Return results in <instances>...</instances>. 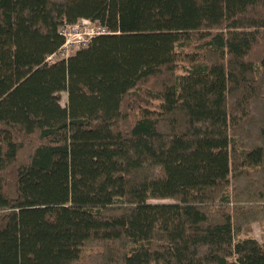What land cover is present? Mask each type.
<instances>
[{
	"label": "trees",
	"instance_id": "1",
	"mask_svg": "<svg viewBox=\"0 0 264 264\" xmlns=\"http://www.w3.org/2000/svg\"><path fill=\"white\" fill-rule=\"evenodd\" d=\"M254 222L264 0H0V264H264Z\"/></svg>",
	"mask_w": 264,
	"mask_h": 264
},
{
	"label": "rangeland",
	"instance_id": "2",
	"mask_svg": "<svg viewBox=\"0 0 264 264\" xmlns=\"http://www.w3.org/2000/svg\"><path fill=\"white\" fill-rule=\"evenodd\" d=\"M99 27H101L97 22H92L89 20H80L75 25H69L64 27L62 30L64 31L67 40L70 42L67 46L61 51L64 54L63 57H70L76 53L82 47H85L92 35L93 32H97ZM182 64L180 65L177 72H182ZM67 100V93L62 92V104L65 105ZM153 203H163V202H171L169 199H158V200H151ZM248 235L255 236L258 240L262 241L264 239V223L261 222H254L252 223V232Z\"/></svg>",
	"mask_w": 264,
	"mask_h": 264
},
{
	"label": "built area",
	"instance_id": "3",
	"mask_svg": "<svg viewBox=\"0 0 264 264\" xmlns=\"http://www.w3.org/2000/svg\"><path fill=\"white\" fill-rule=\"evenodd\" d=\"M69 26V25H68ZM66 27V26H65ZM64 28V27H63ZM107 32V29L106 28H104V27H99V29H98V31L97 32H93L92 31V37H91V39H90V41H89V43L91 42V40H92V38L95 36V35H99V34H102V33H106ZM61 33L65 36V38H66V42H65V44L62 46V48L57 52V53H55V54H53V55H51L50 57H48V59H47V62H48V64H53L54 62H56V61H58V60H62V59H67V58H69V57H63L64 56V54H62L61 53V51L67 46V44L70 42L69 40H67V37H66V35H65V33H64V31L62 30L61 31ZM89 43L87 44V45H89ZM86 45V46H87ZM85 46V47H86ZM83 48V47H82ZM81 49V48H80ZM78 51V50H77ZM76 51V52H77Z\"/></svg>",
	"mask_w": 264,
	"mask_h": 264
}]
</instances>
